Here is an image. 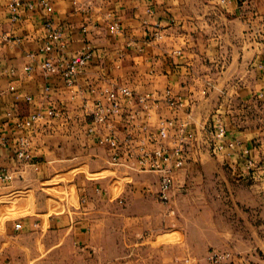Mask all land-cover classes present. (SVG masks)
I'll return each instance as SVG.
<instances>
[{
  "label": "crops",
  "instance_id": "crops-1",
  "mask_svg": "<svg viewBox=\"0 0 264 264\" xmlns=\"http://www.w3.org/2000/svg\"><path fill=\"white\" fill-rule=\"evenodd\" d=\"M31 2L32 11L22 8L12 20L7 0H0V127L7 139L0 172L11 178L0 196L41 185L77 163L81 171L69 182L76 205L44 214L46 231L70 234L91 264L102 263L111 234L115 258L128 250L135 264H155L164 255L174 264L202 261L210 249L229 251L227 264H264V0H51L49 9ZM48 19L62 32L63 48L56 43L43 53ZM115 22L121 31L111 34ZM83 52L86 68L70 87L39 68L48 58ZM109 85L127 87L134 99L111 126L88 134L90 89ZM168 99L182 105L171 107ZM48 109L57 115L17 130L18 119ZM166 121L184 123L195 138L184 146V167L162 204L155 198L158 174L128 168L125 146L123 164H112L100 139L111 130L119 139L128 133L130 151L138 153L139 145L151 151L149 139ZM218 123L225 140L240 145L213 154L210 131ZM168 133L162 144L172 149L173 129ZM20 135L30 141L29 163L14 157ZM34 215L0 220V264H26L18 241L41 227V214Z\"/></svg>",
  "mask_w": 264,
  "mask_h": 264
},
{
  "label": "built area",
  "instance_id": "built-area-1",
  "mask_svg": "<svg viewBox=\"0 0 264 264\" xmlns=\"http://www.w3.org/2000/svg\"><path fill=\"white\" fill-rule=\"evenodd\" d=\"M231 0H221L222 4L230 3ZM239 3H246L248 0H236ZM51 0H38L39 5L43 9L50 8ZM25 8L28 11L33 10L31 0H7V9L12 20H15L19 11ZM45 37L40 47V52L52 53L55 49V44L58 43L59 48H63L62 32L53 27L51 20H47L43 25ZM109 31L111 34H116L121 31L118 23L111 24ZM89 54L83 52L78 57L71 58H48L39 65L42 73L48 78L54 76H61L66 86H72L75 78L82 74L86 68ZM264 71V66H260ZM31 68H25V71H30ZM49 88H45L48 91ZM92 96V110L89 113L90 126L87 128L88 134H93L100 126H111L118 118H121L122 112L126 110V106L130 104L134 96L127 87L106 86L101 89L91 88ZM169 95V93H168ZM24 100L28 103L32 101L30 96H26ZM143 99L139 98L138 102ZM168 104L171 107H179L182 104L168 99ZM56 111L52 109L42 111H34L28 115L24 120L18 119L15 126L19 132L26 129L33 128L41 120H50L55 117ZM11 117L10 113L6 114ZM168 129H173L175 146L172 149L166 148L162 141L169 138ZM225 127L218 123L215 130L210 131V141L213 154L225 153L233 150L239 146L238 141L227 142L225 140ZM195 136L191 132H186V125L184 123L174 124L172 121L161 122L155 138L149 139L154 148L151 151H146L143 145L137 146L138 153H133L129 150L134 144V139L131 134L124 133L122 139H119L114 131H110L107 136L100 139L101 142L106 143L111 150V163H120V153L122 147H126L127 151L124 153V164L134 170H142L148 172H155L158 174V190L155 198L162 204H167L170 201V195L175 185V175L178 170L184 167L185 151L184 146L193 141ZM7 143L6 137L3 135L0 127V147ZM248 152L244 151L243 155ZM14 157L18 163H29L33 160V154L30 150V141L27 137L20 135L15 144ZM245 167L248 170L253 168V162L247 160ZM11 180L7 173L0 172V188L6 186ZM20 224L15 225V230H20ZM206 259L210 264H227L233 263V255L226 250L210 249L206 253ZM242 264H249L246 260Z\"/></svg>",
  "mask_w": 264,
  "mask_h": 264
},
{
  "label": "rangeland",
  "instance_id": "rangeland-1",
  "mask_svg": "<svg viewBox=\"0 0 264 264\" xmlns=\"http://www.w3.org/2000/svg\"><path fill=\"white\" fill-rule=\"evenodd\" d=\"M80 171L81 168L77 166V163H74L69 165V168L65 167L63 172L57 173L55 178L41 185L29 186L25 191L10 193L8 197L2 198L3 195L0 196L1 221L21 222L28 219V216L35 217L34 214L36 216L41 214L40 217L37 216V219L43 222L41 227L40 225L38 228L31 227L18 241V244L24 247L20 250L21 257L24 258L26 264H91L87 255L74 246L70 234L61 231H46V220L48 218L44 215L46 213L61 212L66 207L76 205V195L73 186L69 182ZM57 182L59 183L56 184ZM237 220L240 222V217ZM37 222L39 221L37 220ZM237 227L239 228L240 225H237ZM113 241L112 234L103 240L105 249L101 254V264H135L134 259L136 256L131 255L128 250L123 258H115L114 250L111 248ZM54 244H57V247H53ZM155 256L158 255L155 254ZM164 256H160L161 262L158 260L155 264H174L167 261ZM140 264L145 263L142 261ZM185 264L210 263L205 255L202 261H191Z\"/></svg>",
  "mask_w": 264,
  "mask_h": 264
}]
</instances>
